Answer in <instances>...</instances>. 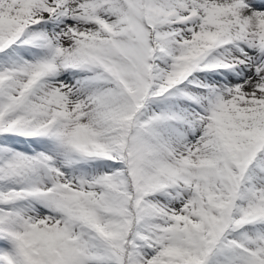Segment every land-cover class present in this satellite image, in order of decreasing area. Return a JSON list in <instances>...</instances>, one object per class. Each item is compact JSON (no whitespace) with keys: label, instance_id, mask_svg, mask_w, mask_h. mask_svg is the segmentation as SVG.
<instances>
[{"label":"snow or ice","instance_id":"snow-or-ice-1","mask_svg":"<svg viewBox=\"0 0 264 264\" xmlns=\"http://www.w3.org/2000/svg\"><path fill=\"white\" fill-rule=\"evenodd\" d=\"M0 264H264V0H0Z\"/></svg>","mask_w":264,"mask_h":264}]
</instances>
